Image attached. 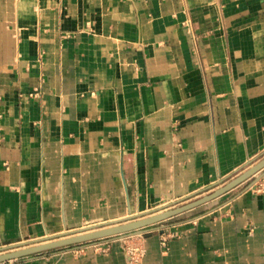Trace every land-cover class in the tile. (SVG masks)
I'll use <instances>...</instances> for the list:
<instances>
[{"label": "crops", "instance_id": "crops-1", "mask_svg": "<svg viewBox=\"0 0 264 264\" xmlns=\"http://www.w3.org/2000/svg\"><path fill=\"white\" fill-rule=\"evenodd\" d=\"M263 161L264 0H0V254L238 180L16 264H264Z\"/></svg>", "mask_w": 264, "mask_h": 264}, {"label": "water", "instance_id": "water-1", "mask_svg": "<svg viewBox=\"0 0 264 264\" xmlns=\"http://www.w3.org/2000/svg\"><path fill=\"white\" fill-rule=\"evenodd\" d=\"M261 167H264V161L261 162L259 165H257L254 169L251 170V172H255ZM250 173V172H249ZM238 180L231 182L229 185L215 191L214 193H211L197 201L191 202L189 204L182 205L180 207L158 213L156 215H152L143 219L135 220V221H130L126 223H121L118 225L114 226H109V227H104L98 230H94L91 232L87 233H81L78 235L70 236V237H65L61 239H56L53 241H49L46 243H41L35 246L27 247L24 249H19V250H14L10 252H6L3 254H0V262L7 261L10 259H17L21 256L28 255L31 253L51 249V248H56V247H62V246H67V245H72L75 243L79 242H84V241H89V240H94L98 238H104V237H109V236H117V235H134L141 233L143 231V228L148 227L156 222H159L161 220H164L166 218H169L175 214H178L182 211H185L187 209H190L192 207H195L197 205H200L206 201H209L226 190H228L232 185H234Z\"/></svg>", "mask_w": 264, "mask_h": 264}, {"label": "built area", "instance_id": "built-area-1", "mask_svg": "<svg viewBox=\"0 0 264 264\" xmlns=\"http://www.w3.org/2000/svg\"><path fill=\"white\" fill-rule=\"evenodd\" d=\"M257 191L264 192V182H257L251 186ZM124 250L125 252L131 257L132 260L138 261L141 259L145 253L146 249L141 246L137 241L133 239V236H126L124 237ZM166 245L165 239L162 242ZM0 264H16V259H10L7 261L0 262Z\"/></svg>", "mask_w": 264, "mask_h": 264}, {"label": "bare ground", "instance_id": "bare-ground-1", "mask_svg": "<svg viewBox=\"0 0 264 264\" xmlns=\"http://www.w3.org/2000/svg\"><path fill=\"white\" fill-rule=\"evenodd\" d=\"M105 227V226H104ZM103 228V227H102ZM84 232V231H83ZM68 237V236H67ZM65 238V237H64ZM52 241V240H51ZM44 243V242H43Z\"/></svg>", "mask_w": 264, "mask_h": 264}]
</instances>
